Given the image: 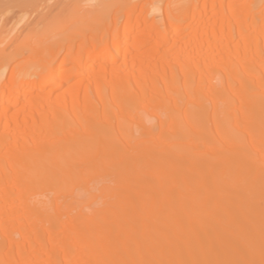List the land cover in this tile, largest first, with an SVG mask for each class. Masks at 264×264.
Returning <instances> with one entry per match:
<instances>
[{
	"label": "bare ground",
	"instance_id": "obj_1",
	"mask_svg": "<svg viewBox=\"0 0 264 264\" xmlns=\"http://www.w3.org/2000/svg\"><path fill=\"white\" fill-rule=\"evenodd\" d=\"M81 2L0 34L93 24L0 50V264H264V0Z\"/></svg>",
	"mask_w": 264,
	"mask_h": 264
},
{
	"label": "rangeland",
	"instance_id": "obj_2",
	"mask_svg": "<svg viewBox=\"0 0 264 264\" xmlns=\"http://www.w3.org/2000/svg\"><path fill=\"white\" fill-rule=\"evenodd\" d=\"M19 1V2H18ZM20 1H22V2H20ZM34 1V2H33ZM38 1H39V3H38ZM15 0V2L12 4V5H14L15 3V5H14V7L13 6H11V8H8L7 10H8V12H5L4 13V10L3 9H0V34H1V37H3V35L5 34V36L7 35V33H5L8 29H10V28H12V26H14V24L13 23H15V25H16V23H18V25L16 26V29H17V31H19L22 27H23V25H24V22L28 19V17H30L29 19L31 20L33 17H34V14H36V12H35V10L37 9V11H41V9L43 8V5H44V3H45V5L46 6H50L51 5V3L54 1V2H56L57 0ZM93 1V2H92ZM94 1H96V3L94 2ZM98 1L99 0H89V1H87V2H90V3H86V0H84V2L86 3H82L81 2V5L82 6H76V7H79V8H81V9H84V5H86L87 6V4H89V6H92L93 4L94 5H96L97 3H98ZM105 1H108V0H105ZM137 1V5L138 6H136L135 7V9H134V11H133V16H134V14H135V16H136V14L137 15H140V14H138L139 12H141V16H144V15H146L147 14V12L149 13L150 11H148V9L149 10H154L153 9V7L155 6V8L156 9H159V8H164V7H166L168 4H170V6H171V4H175L176 2H177V0H168V1H166V0H136ZM138 1H139V3H138ZM150 1V2H149ZM170 1V2H169ZM174 3H173V2ZM203 0H200V2H199V4L202 2ZM207 1H209V0H207ZM226 2L227 1H229V0H225ZM249 0H241V2L242 3H239L241 6H242V4H243V6L245 7L246 6V3H247V6H249V2H248ZM24 2V3H23ZM26 2V3H25ZM33 2V3H32ZM91 2L93 3V4H91ZM22 3V4H21ZM28 3V4H27ZM38 4V5H36V4ZM47 3H48V5H47ZM152 3H153V5H152ZM18 4V5H17ZM24 4V5H23ZM32 6H31V5ZM34 4V5H33ZM40 4H42V5H40ZM149 4H151V6L149 5ZM252 4V3H251ZM17 5V6H16ZM45 5H44V7H45ZM93 5V6H94ZM149 5V6H148ZM240 5H238V6H240ZM36 6L37 7H39V8H36ZM169 6V5H168ZM167 6V7H168ZM242 6V8H244ZM13 7V8H12ZM18 7V8H17ZM22 7V8H21ZM74 8V10L75 9H77V8ZM237 7V6H236ZM252 7V6H251ZM21 8V9H20ZM36 8V9H35ZM137 9V10H136ZM210 9V8H209ZM1 10H3V11H1ZM6 10V11H7ZM21 10V11H20ZM29 10V11H28ZM27 11H28V14H30L32 11H34L32 14H30L31 16H29L28 14H27ZM135 11H137V13L135 12ZM146 11V12H145ZM23 12V13H22ZM24 13H26V14H24ZM226 13H228V12H226ZM22 14H23V18H24V20L22 21V19H20L19 20V18H21V16H22ZM144 14V15H143ZM229 14V13H228ZM32 15H33V17H32ZM224 18H223V17ZM222 16H217L215 19H217V20H219V19H221L222 18V22H227L228 24H233V22L231 21V20H228L229 19V17H228V15L227 14H222ZM62 17V20H57L56 19V21H55V19L54 20H52L53 22V24H49V25H51L53 28H54V30L57 32H55L53 29H51V27L49 26V25H47V26H49V27H47L46 28V33H47V35H45V36H43L44 35V30L42 29L43 28V26L42 25H39V26H42V27H39L40 29L39 30H37L36 31V29L34 30V32L32 33V34H30L29 36H25L24 34L22 35V37L24 36V38H22V37H19L20 38V40L18 39L16 42L17 43H19V42H22L23 44H27V46H29L28 44H30L31 46H33V48L34 49H36V54L37 55H46V54H48V53H51V52H56V51H62L61 49H63V47L65 48L66 46H69V44L68 45H63V47H62V45H61V47L59 46H56L57 44H56V41H55V39H57L58 38V36H56L55 34H57V35H59L58 33H59V28H57L58 27V23H60V22H62V23H64V22H66L65 20L66 19H64L63 17H66V16H61ZM60 17H58V19H59ZM61 19V18H60ZM161 19V18H160ZM160 19L159 18H157V20H158V24H159V26H158V28L157 29H159L160 31H159V33H164V29H165V27H166V25H165V23L163 22V21H160ZM230 19H233V18H230ZM18 20V21H17ZM122 20V19H121ZM162 20V19H161ZM225 20V21H224ZM20 21V22H19ZM234 21V20H233ZM161 22V23H160ZM181 23H178V24H176V21H169L168 22V26H170L171 27V29L173 30L175 27H178V28H180L181 26H183V25H185L186 23L185 22H183V20H181L180 21ZM220 22V21H219ZM47 23V22H46ZM50 23H51V20H50ZM61 23V24H62ZM74 23V22H73ZM71 24V23H68V24H66V23H64V24H66V26H67V28H66V30L67 31H86L88 28H87V25H89V27L91 26V27H93V24L91 23V25H90V23L89 24H87V23H81L80 24V22H75L76 24ZM77 23H79V24H77ZM167 23V22H166ZM185 23V24H184ZM226 23V24H227ZM48 24V23H47ZM58 24V25H57ZM60 24V25H61ZM157 24V25H158ZM12 25V26H11ZM57 25V26H56ZM7 26V27H6ZM45 27H46V25H44ZM62 26V25H61ZM63 26H65V25H63ZM167 26V27H168ZM6 27V28H5ZM9 27V28H8ZM44 27V28H45ZM20 28V29H19ZM38 28V27H37ZM48 28H50V29H48ZM15 29V30H16ZM15 30H14V33H15ZM52 30V31H51ZM2 31H5V32H2ZM235 31V28L233 29V32ZM51 32V33H50ZM55 32V33H54ZM156 32H157V30H156ZM232 32V31H231ZM13 33V32H12ZM14 33H13V35H14ZM226 33H227V31H224L223 32V36H225L226 35ZM43 34V35H42ZM169 34H172V32H170ZM229 34H231L230 32H229ZM13 35H10V36H13ZM31 36V37H30ZM227 36V35H226ZM233 37H234V33H233ZM9 38H11V37H9ZM9 38H7L8 40H4L1 44H0V50H2V51H4L6 54H10V53H13V50H14V48H15V46H18L19 44H21V43H19V44H17L15 41H13V42H11L10 40H9ZM28 38V39H27ZM26 40L25 42H23L22 40ZM29 39H30V41H29ZM10 42V43H9ZM14 42H15V44H14ZM55 42V44H53ZM9 43V44H8ZM34 43H36L35 44V47H34ZM37 43H38V45H37ZM40 43V44H39ZM60 43V42H59ZM81 43V41L79 40V41H77L76 42V46H72V47H70L69 48V52H71V53H74V52H76V47L79 45ZM22 44V45H23ZM33 44V45H32ZM48 44H50V45H48ZM39 45H41V46H39ZM58 45H60V44H58ZM151 45H152V43H151ZM47 46V47H46ZM53 47V46H56L55 48H52V49H54V51L53 50H51V49H49V47ZM170 47L168 46L166 49H165V51L167 50L168 51V49H169ZM50 50V52H48ZM169 50H171V49H169ZM39 51V53H37ZM64 51V50H63ZM62 51V52H63ZM166 51V52H167ZM174 51V50H173ZM172 51V52H173ZM34 52V53H35ZM65 52V51H64ZM63 52V54H65ZM76 53H78V51L76 52ZM171 53V51L169 52H167V54H170ZM27 54V53H26ZM25 54V55H26ZM29 54V53H28ZM35 54V55H36ZM75 54V53H74ZM79 54V53H78ZM160 55H162V53H160L159 54V56ZM1 63V62H0ZM2 65H0V69H2V67H3V65L5 64V63H1ZM9 68V69H8ZM10 70V65L9 66H7V69H6V71H5V73H7L8 71ZM88 71H91V70H93V71H98V66H94V68L93 69H87ZM82 74L83 73H81V74H77V76H75V80H77V82H80L81 81V83L83 84L84 82L81 80V79H83V78H86V74H83L84 76H82ZM80 75V76H79ZM74 80V81H75ZM78 80H80V81H78ZM6 81V80H5ZM73 82V81H72ZM71 83V82H70ZM69 83V84H70ZM26 88V87H25ZM23 90H27V89H24V87H20V88H18V90H16L15 91V94H18L19 95V93H20V91H23ZM21 94V93H20ZM27 95H33V93H28ZM27 95H26V97H27ZM17 109V108H16ZM16 109H11V110H9L8 111V113H7V117H9V116H12V115H17V116H19V117H21V116H27V111L26 110H22L21 112H19V111H17ZM18 113V114H17ZM4 120H6V117H2L1 116V118H0V128L3 126V124H4Z\"/></svg>",
	"mask_w": 264,
	"mask_h": 264
}]
</instances>
